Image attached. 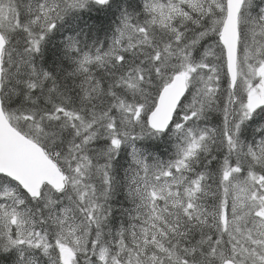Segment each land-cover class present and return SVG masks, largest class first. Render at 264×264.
<instances>
[{
	"label": "snow or ice",
	"instance_id": "snow-or-ice-1",
	"mask_svg": "<svg viewBox=\"0 0 264 264\" xmlns=\"http://www.w3.org/2000/svg\"><path fill=\"white\" fill-rule=\"evenodd\" d=\"M0 264H264V0H0Z\"/></svg>",
	"mask_w": 264,
	"mask_h": 264
}]
</instances>
